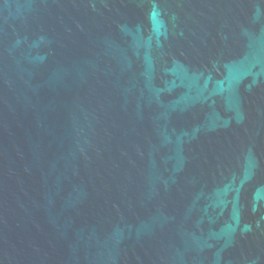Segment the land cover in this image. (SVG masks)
<instances>
[{"label":"water","instance_id":"1","mask_svg":"<svg viewBox=\"0 0 264 264\" xmlns=\"http://www.w3.org/2000/svg\"><path fill=\"white\" fill-rule=\"evenodd\" d=\"M0 264H264V0H0Z\"/></svg>","mask_w":264,"mask_h":264}]
</instances>
